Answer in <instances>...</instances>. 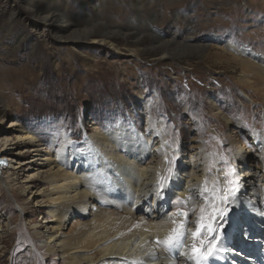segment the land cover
Masks as SVG:
<instances>
[{"label": "rangeland", "instance_id": "374dc122", "mask_svg": "<svg viewBox=\"0 0 264 264\" xmlns=\"http://www.w3.org/2000/svg\"><path fill=\"white\" fill-rule=\"evenodd\" d=\"M48 8L67 21L43 20ZM222 42L264 58V0H0V138H14L13 122L44 135L64 126L80 141L93 126L121 121L149 135V118L183 150L181 162L202 143L227 171L238 146L255 171L264 100ZM3 162L0 213L12 226L0 238V264H63L33 234L47 214L23 195L21 173L15 186L4 184Z\"/></svg>", "mask_w": 264, "mask_h": 264}, {"label": "bare ground", "instance_id": "6f19581e", "mask_svg": "<svg viewBox=\"0 0 264 264\" xmlns=\"http://www.w3.org/2000/svg\"><path fill=\"white\" fill-rule=\"evenodd\" d=\"M55 11L46 9L42 19L53 21L57 18ZM58 20L67 21L63 16ZM217 48L230 50L227 59L243 70V75L248 76V85L264 100V58L250 46L222 42ZM249 76H253V82ZM152 101L146 105L149 113ZM223 117L226 126L231 124L226 116ZM148 121L149 135L137 130L136 125L135 130L121 121L105 129L92 124L81 141L64 126L44 135L13 122L12 127L18 129L14 138L11 135L0 138V158L8 163L3 172L4 184L15 186L17 182L14 183L13 178L21 173L23 195L47 214L33 227V234L42 239L47 257L59 258L63 264H185L183 255L177 252L170 257L163 246L155 242L157 238L165 239L175 226L167 216L175 211L174 204L168 205L167 195L174 200H186L205 180L210 188L222 187L225 170L220 158L212 159L202 143L192 145L194 149L189 158L181 162L180 153L184 152L172 151L165 126L159 121L153 124L149 118ZM259 132V169L253 171V165L246 160L249 155L240 147H231L232 167L238 169L240 164H248L249 171L244 169L238 174L243 195L238 193L239 199L230 205L234 211L225 224L223 241L228 256L242 250L237 243L234 249L228 239L234 236V231L245 226L252 232L259 228L257 235L261 236L264 229V212L260 211L264 209V128ZM47 137L49 144L44 143ZM60 137L61 142L57 143ZM68 140L75 146L69 145ZM13 143L25 146L14 151L10 146ZM26 153L29 157L22 161L20 155ZM172 155L177 157L174 170L179 173V179L172 183L166 199L158 200L153 191L157 173H165L168 167L165 156L171 158ZM202 203L203 200L194 195L186 208L181 207L189 210L195 206L198 213ZM195 218V214L189 212V220ZM230 222L237 229H230ZM11 226V221L0 213V238H5L6 229ZM187 243L191 244L190 238ZM210 264H219V260Z\"/></svg>", "mask_w": 264, "mask_h": 264}, {"label": "snow or ice", "instance_id": "6c2138e0", "mask_svg": "<svg viewBox=\"0 0 264 264\" xmlns=\"http://www.w3.org/2000/svg\"><path fill=\"white\" fill-rule=\"evenodd\" d=\"M59 135V133H57ZM69 145L75 146L74 142L68 140ZM168 144L167 141L164 142ZM162 145L161 147H163ZM159 151V149H158ZM176 151L175 148L172 149ZM177 157L172 155L171 158L165 156L168 167L165 173L161 175L157 173V180L154 188V195L158 200H163L170 190L172 183L179 179V173L174 170ZM227 164V161H224ZM236 176L233 179V176ZM223 186L209 187L208 181L194 194H190L186 200L177 199L175 202V211L167 213L168 219L175 225L165 239L157 238L156 244L162 245L164 250L170 254L180 253L185 259V264H210L212 261H218L221 253L226 251L223 236L226 232L225 224L228 222L230 213L234 211L230 205L239 199L238 193L241 192V184L236 169L228 168L224 172ZM191 191V190H190ZM246 191V190H245ZM194 195L198 199H202L203 203L196 213L195 206L189 210H185L181 205L192 202ZM256 207L255 204L252 205ZM264 212V209L260 210ZM189 212L195 214L194 221L189 220ZM192 224V227H189ZM191 239L189 245L187 241ZM154 258L152 254H149Z\"/></svg>", "mask_w": 264, "mask_h": 264}]
</instances>
